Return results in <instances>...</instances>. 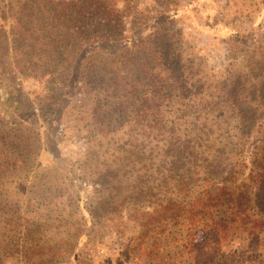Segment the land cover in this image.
<instances>
[{
    "label": "rangeland",
    "instance_id": "1",
    "mask_svg": "<svg viewBox=\"0 0 264 264\" xmlns=\"http://www.w3.org/2000/svg\"><path fill=\"white\" fill-rule=\"evenodd\" d=\"M136 2L137 26L124 32L136 58L132 43L107 44L83 63L90 74H111L104 91L87 77L11 75L22 58L1 48L0 119L33 109L23 136L38 140L29 172L5 185L10 202H24L29 223L45 225L54 264H264V229L250 232L264 219V197L252 196V209L230 225L225 207L205 209L201 199L191 218L187 203L206 189L233 191L250 170L264 175V162L253 164L264 161V0ZM115 80L116 91H106ZM259 180L245 185L264 193ZM43 190L54 203L31 206ZM99 198L106 202L94 210Z\"/></svg>",
    "mask_w": 264,
    "mask_h": 264
},
{
    "label": "trees",
    "instance_id": "2",
    "mask_svg": "<svg viewBox=\"0 0 264 264\" xmlns=\"http://www.w3.org/2000/svg\"><path fill=\"white\" fill-rule=\"evenodd\" d=\"M172 3L173 1L170 6ZM173 6L167 11L178 10ZM138 14L141 12L138 11L136 0H0V52L2 49L5 51L4 57L22 58L21 61L15 60L14 64H11L12 69L8 72L11 75L19 72L33 79L49 78L55 81L63 80L66 83L73 79L79 82L81 78L87 77L90 78V83L97 86L94 91L101 92L104 91V78L111 74L105 73L104 70H93L90 74L83 63L88 59L90 51L107 44L132 43L127 50H131L132 57L136 58L132 36L129 37L124 32L135 30ZM126 18L131 19L132 22H125ZM1 56L3 55L0 54ZM119 65L120 63L115 64L116 71L118 67L123 71L124 66ZM91 78L96 81H92ZM117 81L107 84L106 91L114 93ZM62 87L65 88L66 85ZM34 116L36 114L32 109L25 115L18 113L12 116L11 122L0 119V237H2L0 264H7V261H17V259L28 264H54L55 253L51 250L53 248L44 247L41 241L40 230L44 224H40L38 220L29 223V220L22 215L24 211L21 210V206L24 202L12 204L7 194L9 192L5 188L12 177H19L29 172V165L33 161L29 160V155L37 146L38 140L30 143L24 138L23 133L31 131L25 125ZM261 162L264 161L262 159L257 161V158L253 160V164ZM257 169L264 172V166ZM255 177L260 179L262 188L264 175L250 170L247 176L238 178L242 186L233 188L231 192H223L228 189L225 187H220L219 194L210 193L206 189L202 198H195V204L190 197V201L187 202L191 209L189 217H198L197 213L192 214L193 210H201L202 208L198 207L200 200L205 199L209 202L206 203L205 209L222 206L229 211L224 222L230 225L234 215L252 209V206H247L252 202V196L264 197V193H252L250 189L249 191L250 184L245 185L246 180L252 183ZM23 188L22 185L18 190ZM18 190L16 192L19 196ZM46 192L48 191L37 192L36 198L30 200L32 203L30 205L41 207L45 203H54L56 198L49 199L48 197L51 196H46ZM185 199L187 201V198ZM105 202L99 198L94 210L100 209ZM244 204L246 206H243ZM169 205L173 207V211L179 208L176 200H170ZM74 209L80 213L91 212L85 205H77ZM163 210L168 211L165 208ZM160 211L161 208L153 209V214H158ZM239 223L240 221L237 225ZM237 225L232 228L230 226V229L236 230ZM261 229H264V219L253 220L250 232L257 230L256 233H262L259 231ZM78 237L79 235L74 237V240ZM75 242L78 244L77 241ZM47 257L48 260L45 259Z\"/></svg>",
    "mask_w": 264,
    "mask_h": 264
}]
</instances>
